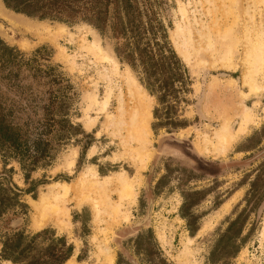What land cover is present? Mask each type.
Masks as SVG:
<instances>
[{"label":"rangeland","instance_id":"rangeland-1","mask_svg":"<svg viewBox=\"0 0 264 264\" xmlns=\"http://www.w3.org/2000/svg\"><path fill=\"white\" fill-rule=\"evenodd\" d=\"M0 2L5 10L30 22L52 28L62 24L72 36V41L67 36L56 40L63 49L60 54L45 38L47 33L32 35L0 18L7 28L0 40L15 48L23 60L36 55L65 84L67 120L64 131L52 136L50 160L34 170L0 151V254L5 240L19 234L20 247H26L29 256L17 263L0 256V264H24L50 247L61 251L60 238L73 246L62 264L69 260L106 264V253L111 254L112 264H264L263 0H159L160 17L191 80L184 101L175 109L174 118L185 124L178 128L156 126L155 97L116 57L109 33L100 34L83 21L27 16ZM82 37L97 39L116 59V70L87 53ZM22 39L28 47L21 46ZM184 44L188 58L181 52ZM256 48L262 66L253 88L244 75ZM130 78L143 89H138L141 95L150 96H145L150 115L141 143L129 139L131 124L139 120V114L132 113L136 87ZM106 91L110 100L101 109ZM244 111L250 117L246 124ZM92 115L95 123L87 128L86 118ZM221 134L229 139L224 145L216 138ZM71 150L76 151V159L69 172L60 164ZM135 151L145 155V168L130 157ZM87 167L98 179L110 180L102 184L107 198L97 210L92 206L94 194L87 202L76 203V185ZM115 172L137 181L135 200L124 199L123 213L117 216L109 207L119 200L112 181ZM60 183L69 185L60 203L68 209V226L60 230L48 220L34 227L31 202L48 186ZM45 230L28 246L31 237Z\"/></svg>","mask_w":264,"mask_h":264},{"label":"trees","instance_id":"trees-1","mask_svg":"<svg viewBox=\"0 0 264 264\" xmlns=\"http://www.w3.org/2000/svg\"><path fill=\"white\" fill-rule=\"evenodd\" d=\"M5 6L38 19L64 23L83 21L100 34L109 33L114 53L129 65L143 88L154 96L156 126H185L174 118L175 109L189 90L188 68L172 46L160 17L159 0H3ZM53 67L33 56L23 60L15 48L0 40V151L16 158L27 170L50 160L52 136L64 131L65 84ZM232 221L231 225L238 223ZM232 227H229L227 232ZM42 231L31 237L28 246ZM225 233L222 237H225ZM7 238L1 258L13 263L29 257L19 239ZM20 237V238H19ZM61 251L48 248L46 254L30 257L24 264H62L73 246L63 240Z\"/></svg>","mask_w":264,"mask_h":264},{"label":"bare ground","instance_id":"bare-ground-1","mask_svg":"<svg viewBox=\"0 0 264 264\" xmlns=\"http://www.w3.org/2000/svg\"><path fill=\"white\" fill-rule=\"evenodd\" d=\"M8 11L5 10V7L0 2V18L6 21L10 26L14 28H19L21 31L30 33L32 35H38L39 33H47L48 35L45 38L47 40H50L57 46L60 54H63V49L56 43V40H58L59 38H62L63 36H67V38L70 41H72V36L69 34L67 29H65V27L62 24H57L54 28H52L51 26L45 23L30 22L28 21L29 19L27 20L19 16V14L16 15ZM6 29H4L2 25L0 24V34L6 35ZM20 44L22 47L29 46L28 41L24 39L20 41ZM81 46L83 49H85L87 53H89L92 57L97 59V61H100V62L103 61L106 63L108 62L116 70L117 68L116 59L110 53L103 50V48L100 46L99 41L97 39H93L92 41H86L84 37H82ZM181 52L185 58H188L187 49H186L185 44ZM253 52L254 53H252V56L248 61L249 67L247 71L245 72L244 80L246 81V83L250 84L253 88H255L253 79L255 75L259 72V68L261 65V60H260L261 58L259 54L260 52L258 51L257 48L256 50H253ZM130 79L133 80L134 87H136V89H134L136 90V94H135L136 97H135V101H133L134 111L132 113L133 115L138 113L139 120L137 119L136 124L134 125L131 124L129 139L135 140V141H138V143H141L143 135L146 134L145 126L147 123V119H149V115H150L148 111L149 109L148 105H146V102H145L146 101L145 96L149 98L150 96H148L144 91H143L144 96L141 95L138 90V89H142L141 86L137 84L133 78H130ZM110 94L111 93L109 91H106L104 99L99 103L101 109L106 108L107 103L110 100V96H111ZM92 100H93V103H95V98H92ZM249 118L250 117L248 116V113L244 111L242 115L243 123L246 124L249 121ZM95 120H96V117H93V115L92 117L88 116L86 118L87 128H91L94 125ZM241 131L242 129L239 127L238 133H240ZM96 134L98 136L100 132H97ZM216 138H217L218 143L221 145H224V143L229 140L227 135L225 134L218 135ZM222 150H224V148ZM135 152L136 153L130 157L132 158L134 162L138 161L137 163H139L140 168H145L144 167L145 159H146L145 155H142L141 153H137V151ZM75 157H76V151L71 150L69 154L68 155L66 154V156L63 158V161L60 164V167L62 166L70 172L74 164V160L76 159ZM90 170L91 168L87 167L85 171H82V173L80 174V178L76 185V192L78 194V200L76 203L80 205L83 202H87L90 194H94L95 199L92 202V206L95 210H97V209H100V205L102 201L105 200V198H107L102 193V184H108L110 180L108 179L106 180L104 179L105 181L100 180L97 177H95V172L92 171L93 169L91 171ZM113 175L114 176L112 178V181L116 185V190L118 193L119 200L113 205L109 204V207L111 209L110 210L111 214L114 216H117L118 214L123 213L122 205H123L124 199L130 200V201L135 200V188L137 186V181L129 180L127 175L123 172H115ZM68 190H69V185L67 183H60L55 186H48V189L46 192L39 195V198L37 200H34L31 202V205L33 207L32 209H34L36 213V217L33 222L34 227H37V228L41 227L48 220H53L54 225L57 226L58 229L60 230L68 226V221H67L68 209L66 207H63L62 204H60L63 200H65L66 196L68 195ZM124 218L126 219L125 214H124ZM105 259H106L105 260L106 264H112L113 258L111 254L106 253ZM67 264H80V263H76L74 260H69Z\"/></svg>","mask_w":264,"mask_h":264}]
</instances>
